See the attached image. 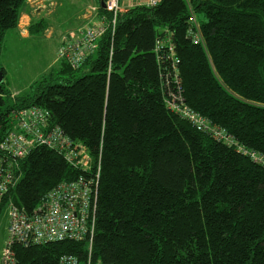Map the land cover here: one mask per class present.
<instances>
[{"label":"trees","instance_id":"trees-1","mask_svg":"<svg viewBox=\"0 0 264 264\" xmlns=\"http://www.w3.org/2000/svg\"><path fill=\"white\" fill-rule=\"evenodd\" d=\"M27 1L0 0V57ZM169 38L186 104L233 143L167 103L177 83L172 61L160 59L170 49L157 43ZM0 72V142L13 110L40 109L71 143L19 159L0 220L9 199L31 212L62 183L78 197L88 189L92 212L83 238L16 241L4 262L7 226L0 264H264V0L137 5L79 68L61 62L15 96L1 63Z\"/></svg>","mask_w":264,"mask_h":264},{"label":"built area","instance_id":"built-area-1","mask_svg":"<svg viewBox=\"0 0 264 264\" xmlns=\"http://www.w3.org/2000/svg\"><path fill=\"white\" fill-rule=\"evenodd\" d=\"M103 1L104 7L100 3L89 7L82 26L62 36L59 57L75 69L81 67L84 61L97 51L103 35L115 33L119 17L126 10L124 6L153 7L159 5L162 0H128L127 3L125 0ZM46 7L43 3L38 4L39 9ZM193 26L190 32L194 29L199 34V25L195 19ZM196 38L198 39L199 35H196ZM170 43V38L157 43V51L166 44L169 47L170 52L167 55L161 54L160 59L172 61L173 77L177 83L176 88L168 89L167 103L174 111L192 121L198 129L211 132L217 139H225L228 143H233L232 137L224 127L213 123L214 126L211 125L204 116L199 115L186 104L178 76L179 59L173 55V46ZM11 114L12 129L0 142V207L5 202L10 187L18 182L19 176L16 174L19 170V159L24 158L33 147L39 145L62 151L66 150V144H71L59 126H50L48 111L21 109L13 110ZM78 155L79 153L76 154L74 150H69L71 159H75ZM82 161L87 164L90 159L86 155ZM75 188L73 183L57 185L31 212L18 206L11 199L6 202L8 239L2 251L4 262L13 259L14 252L11 246L16 241L28 244L66 238L81 239L90 231L89 220L92 219V212L90 208L87 209L89 200L86 197V190L88 189L82 190L78 197ZM59 264L79 263L72 256H64Z\"/></svg>","mask_w":264,"mask_h":264},{"label":"rangeland","instance_id":"rangeland-1","mask_svg":"<svg viewBox=\"0 0 264 264\" xmlns=\"http://www.w3.org/2000/svg\"><path fill=\"white\" fill-rule=\"evenodd\" d=\"M58 1V4L56 0H49L47 3L44 11L45 16L42 14V17H46V26L43 31H39L37 36L25 39L16 30H11L6 35L0 63L7 72L6 81L13 96L30 89L36 80L52 69L58 68L61 62H65L59 57L62 36L82 26L85 23L84 16L89 7L99 2L98 0ZM39 3L44 4V0H31L30 4L35 10L39 9ZM53 7L55 9L51 13ZM124 8L129 9L130 7L124 6ZM21 26H25V24L21 23ZM1 215L0 250L4 240L7 239L8 226L5 212Z\"/></svg>","mask_w":264,"mask_h":264},{"label":"crops","instance_id":"crops-1","mask_svg":"<svg viewBox=\"0 0 264 264\" xmlns=\"http://www.w3.org/2000/svg\"><path fill=\"white\" fill-rule=\"evenodd\" d=\"M98 1L100 2V0H98ZM125 1H126V3L128 2V0H125ZM48 2H49V0H44V4H46V6H47ZM56 2L58 4L59 1L56 0ZM30 3H29V0H28V3L25 5V7L23 9V12H22V15H21V18H20V22L18 24V28L15 29L25 39H30L32 37L37 36L39 32L34 33L32 31V26L36 22H38V21H40L42 19L45 20V18H46V17H42V14L44 15L45 8L35 9L34 10L33 9V5H31ZM27 8H28V10H26ZM54 9L55 8L52 9L53 11L51 13L54 12ZM24 20H25V22H24ZM21 23H24L25 26H21ZM59 45H60V43H59ZM4 242H5V240H4Z\"/></svg>","mask_w":264,"mask_h":264},{"label":"water","instance_id":"water-1","mask_svg":"<svg viewBox=\"0 0 264 264\" xmlns=\"http://www.w3.org/2000/svg\"><path fill=\"white\" fill-rule=\"evenodd\" d=\"M100 4L104 7L105 3L103 0H101ZM0 82H4V75L0 72Z\"/></svg>","mask_w":264,"mask_h":264}]
</instances>
